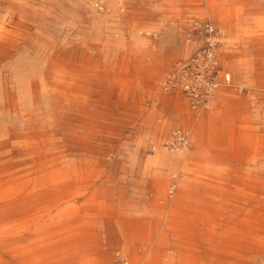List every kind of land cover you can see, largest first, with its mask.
<instances>
[{"label": "bare ground", "instance_id": "6f19581e", "mask_svg": "<svg viewBox=\"0 0 264 264\" xmlns=\"http://www.w3.org/2000/svg\"><path fill=\"white\" fill-rule=\"evenodd\" d=\"M112 1L66 6L61 0H0V264H76L78 257L86 264L90 256L104 264L105 245L84 243L85 232L106 231L113 223L121 231L108 237L106 247L114 251L109 264H264V100L257 93L250 103L223 101L220 109L231 124L247 125L251 133L248 148L239 152L215 149L223 145L220 133L205 140L204 115L196 110L178 116L185 129L174 133L183 149L162 153L151 117L154 154L139 165L133 191L150 208L135 214L134 203L122 202L119 181L97 155H104L110 140L86 131L109 122L110 104L132 114L138 110L108 101L116 89L111 74L140 69L139 63L132 70L121 66L119 54L109 61L111 46L125 47L124 37L109 35L105 22ZM202 3L221 23L234 19L241 28L234 43L255 47L241 51V59L230 62L229 73L220 77L217 29L199 15L208 25L205 42L212 50L206 65L219 74L209 96L194 108L216 104L213 92L221 85L237 82L240 89L264 90V0ZM226 7L233 12H223ZM251 19L252 27L247 24ZM133 36L138 43L137 33ZM236 76L243 81L235 82ZM139 87L138 82L132 87L133 99ZM192 145L208 153L205 160L197 162L187 153ZM140 151L138 143L136 160ZM91 210L98 212L94 223L83 217Z\"/></svg>", "mask_w": 264, "mask_h": 264}, {"label": "rangeland", "instance_id": "374dc122", "mask_svg": "<svg viewBox=\"0 0 264 264\" xmlns=\"http://www.w3.org/2000/svg\"><path fill=\"white\" fill-rule=\"evenodd\" d=\"M61 1L67 6L70 3L75 5L80 0ZM201 1L121 0L119 2L118 0H114L111 2L113 12L105 17L109 35L116 37V34L120 33L124 37L123 42L125 44L122 50H117L114 45L110 47L111 55L109 61L113 62L119 54L118 59H120L121 66H124V64L128 65L130 70H132V65L139 63L140 66L138 72L136 70L134 72L131 71L132 73H125L116 69L111 74L110 85L116 89L115 92L112 91L110 93L109 100L108 98L107 100L116 102L118 105L122 104L123 107L129 104L132 108L138 110L132 114L129 110L126 111V109L122 108L121 105L115 108L110 104L108 125L103 123L100 126L98 124L93 125V128L89 127L86 131L89 132L91 130V136H103L105 134L104 138L108 137L110 140L109 144L107 143L105 147L106 151L104 155L100 153L97 155L106 162L107 169L109 168L108 170L111 171V177L116 180L115 183L119 181L116 186L120 187L123 191V196H120L123 198L122 202L126 204L134 203V207L138 210L135 211V214L141 213L142 215L144 213L143 210L150 208L149 205L144 206L143 200L138 199L136 192L133 191L136 188V181L140 179L139 165L142 167L146 160L150 158V154H154L150 141L151 130L149 121L151 117H153L155 122V139L160 148L159 150L168 155H175L183 149L177 146L178 143L176 141L178 139L175 137L176 133H174L175 130L179 131L184 128L178 116L180 115V117L186 118L189 114L196 112V110H202L204 115L205 140H208L210 137H214L213 139H215L217 133H220L219 135L223 141V145L222 147L216 145L214 147L215 149L221 148L230 153L236 152L237 150L239 152L243 147L246 150L249 142L252 141L251 133L246 129L247 125H243L238 121L233 125L229 122V117L220 112L223 101H232L240 98L244 102L250 103L253 98V93H257L258 98L264 100V90L254 91L236 87V81H243V76H236L234 79L236 82L234 84L235 86L221 85L213 92V100L216 101V104L214 103L215 105L213 104V106H209L207 109L206 107L201 109L194 108L209 96L210 90L208 89H211V84L216 81L219 74L218 68L211 69L206 65L207 53L211 50L209 44L205 42L206 37L209 36V29L208 25H202L198 20L199 15L207 18L204 24L211 21L217 29L219 45L221 46V48L218 47V56L223 67L220 77L225 73H229L228 64L230 62L231 64L232 62L236 63L241 59V51L255 47L253 44L243 45V43H234V38L238 40L241 32V28L236 25L234 19L229 18L221 23L216 17L211 16L207 12L205 4H200ZM253 1L261 0H248V2ZM228 9L232 10L226 7L223 9V12H226ZM196 20H198V24L195 23ZM194 24L197 26L201 25L202 27L196 28L194 26L191 29L190 25ZM247 24L250 27L254 25L252 19ZM133 33H137L139 36V41L136 44ZM231 34L232 37H229ZM91 37L94 38V36ZM75 38L77 39L79 36ZM179 40L181 41L179 42ZM227 41H232L233 44L226 45ZM134 50L138 52L137 56L139 60L137 56L135 57ZM113 55L116 56L114 57ZM258 62L261 63L259 59L256 63L258 64ZM260 67L262 69V65ZM124 73L127 74L126 77H124ZM260 74L264 76V69L261 70ZM135 82H138L140 87L137 98L133 99L132 87L136 85ZM128 90L129 92L127 93ZM135 116L137 118H134ZM231 126H234V133L229 132ZM82 136L86 135L82 134ZM138 143L141 144L140 155L142 157L136 160L134 151H136ZM178 148L180 149L178 150ZM195 148V145H192L187 149L188 152H186L196 157L197 162H202L208 153L201 152V150ZM169 197L171 198L172 195L169 194ZM97 216L98 212L94 210L83 215L88 223L96 222ZM120 231L121 228L115 223L109 226L106 231L104 229L97 230L96 228H89L85 232L87 236L85 237L84 243L90 244L93 247L96 244H104L105 247L102 250L107 253V257L102 261L103 263L106 261L104 264H109L112 263L114 251L108 250L107 248L109 245L108 237H113L114 232L119 235ZM63 249H67V247H62L60 253H62ZM75 261L76 264H85V260L81 259V257H78ZM57 263L63 264L62 262ZM64 264H68L67 260H65ZM86 264H96L94 256H90V261Z\"/></svg>", "mask_w": 264, "mask_h": 264}, {"label": "built area", "instance_id": "2783aa9c", "mask_svg": "<svg viewBox=\"0 0 264 264\" xmlns=\"http://www.w3.org/2000/svg\"><path fill=\"white\" fill-rule=\"evenodd\" d=\"M211 51H212V50H210V51L207 53V55H208V54H211ZM210 68H211V69H214V67H210ZM212 85H213V84H211V88H212ZM208 90L211 91V89H208ZM210 91H209V93H210Z\"/></svg>", "mask_w": 264, "mask_h": 264}]
</instances>
